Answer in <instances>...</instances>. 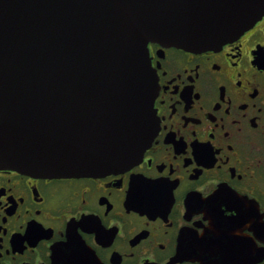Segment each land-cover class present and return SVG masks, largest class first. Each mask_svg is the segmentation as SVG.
<instances>
[{
    "label": "flooded vegetation",
    "instance_id": "obj_1",
    "mask_svg": "<svg viewBox=\"0 0 264 264\" xmlns=\"http://www.w3.org/2000/svg\"><path fill=\"white\" fill-rule=\"evenodd\" d=\"M147 48L140 159L95 177L0 169V264H264V14L216 49Z\"/></svg>",
    "mask_w": 264,
    "mask_h": 264
},
{
    "label": "water",
    "instance_id": "obj_2",
    "mask_svg": "<svg viewBox=\"0 0 264 264\" xmlns=\"http://www.w3.org/2000/svg\"><path fill=\"white\" fill-rule=\"evenodd\" d=\"M264 0H0V169L95 177L156 133L148 43L216 49Z\"/></svg>",
    "mask_w": 264,
    "mask_h": 264
}]
</instances>
